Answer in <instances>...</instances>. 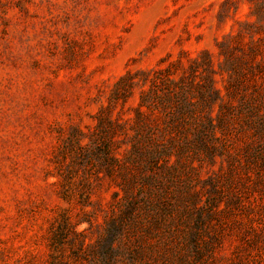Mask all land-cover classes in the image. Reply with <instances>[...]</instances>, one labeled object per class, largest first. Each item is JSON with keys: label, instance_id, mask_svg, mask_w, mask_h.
I'll return each instance as SVG.
<instances>
[{"label": "rangeland", "instance_id": "rangeland-1", "mask_svg": "<svg viewBox=\"0 0 264 264\" xmlns=\"http://www.w3.org/2000/svg\"><path fill=\"white\" fill-rule=\"evenodd\" d=\"M158 74L198 104L212 83L214 136L185 145L173 102L141 105ZM166 145L172 166L151 163ZM124 170L141 217L164 189L175 216L127 224L110 261L264 264V0H0V264H89L120 242Z\"/></svg>", "mask_w": 264, "mask_h": 264}, {"label": "trees", "instance_id": "trees-1", "mask_svg": "<svg viewBox=\"0 0 264 264\" xmlns=\"http://www.w3.org/2000/svg\"><path fill=\"white\" fill-rule=\"evenodd\" d=\"M191 69L193 71L194 67H191ZM167 80L170 82V85L168 86L166 91L164 90V92L160 93L159 87H160L161 82H163L164 80H162V77L159 74L154 75L151 79V82L153 85L152 88L149 91H144L141 96V105L142 106L143 105L152 106V107L155 106L157 108L156 106L157 104L161 105L162 107H167L173 102L172 105L173 104L176 105V111L170 113L171 124H170L169 129H178L180 125H183V122H186L189 125V129L194 128L192 137L185 136L183 138L184 140L183 142L185 143V145L189 144L190 140L203 143L204 137L206 136L204 132L206 128L209 130L211 135L214 136L216 124L213 122V117L211 113L208 112L210 109L213 108V105H214V102L210 101L211 94L212 92L216 93V90L214 86L212 85V83H210L209 81V83H207V85H205L204 87L199 86L198 83H197L198 85L196 86L195 85L191 86L194 88L193 91H196L200 95V97H202V103H201L202 106H201V104H198L197 102L193 101L194 96L192 95V93L189 94L191 92L190 86L184 83V79L182 77H180L179 80L170 79V78H167ZM202 108L206 109V113L202 111ZM139 116L141 117L142 115L140 114ZM106 145L104 147V154L107 155L106 156L107 158H109V164L111 165V169L112 167L113 168L118 167L120 169L123 168L124 165H119V159L112 157L110 155V153H112L113 150L109 146H106ZM179 147H180V150H177L178 153L183 151V148L181 146ZM169 148H170L169 145H166L165 147H161V146L160 147L155 146L154 148L150 147L145 151L146 156L151 163L154 161H158L161 158L162 160L166 161L164 166L166 165L168 166L167 161L171 159V155L173 154L172 150L171 149L169 150ZM173 148L175 149V144ZM171 166L172 165L168 167L170 168ZM125 167L128 168L127 165H125ZM175 173H177V171L173 167V171H170L169 174H173V178H174V176L176 175ZM151 176H152L151 181H153V178H158V175L156 174V172H154V174ZM120 177L124 179L123 180L124 182H122L123 186L121 187L124 192V195L120 197V203L125 201V199H127V201H125L126 202L125 207L121 208L123 209L122 210L123 215L120 217L118 223L113 225L114 230L115 229L117 230V231L115 230L117 233L115 237L117 238V241H120V242L115 243L114 238L113 240L112 239L103 240L102 245L101 246L98 245L96 249V254L94 252L89 264H123V260H117L116 261L117 263H116V262L110 261V259L114 251L117 250V248L123 247V244L121 242L125 237L124 234H126L127 224L129 226L134 225L138 227L139 225H142L143 229L148 228V226L146 227V223H149V226L155 223L158 224L160 223V221H162V218L155 217L154 215L160 209L164 211V217H165L166 222L167 221L171 222L173 220V217L175 216V214L171 213V211L169 210V205H171V203L164 202L165 197L169 195L167 191L164 189L162 191H156L157 202L150 204L149 208L145 210L147 212V216L149 220H147L143 216L141 217L143 212L140 207L141 205L140 199L136 197L133 193H130V190H128L126 186L128 183L127 181H129V180H126L128 178V173L126 171L121 172ZM140 179L142 180V182H144L148 179V176L146 175L143 176L141 174ZM163 185L165 187L167 186L166 184H163ZM127 195L128 197L131 195L130 199L127 198ZM170 207L172 208L173 204ZM185 215L186 214H184L183 217H187ZM170 225H172V223ZM167 232L171 234L170 238L175 235V233H173L172 230H168ZM165 235H166V232L158 231V234H156L155 236L156 238H158L160 243H162V247L160 249H162L163 255L167 256L169 252H168V249L166 248V244L170 240L168 241L169 237ZM142 236L147 237L146 235H142ZM184 236H185V240H187L188 237H191L188 234L187 235L184 234ZM196 244L197 243H195V245ZM133 264H137V258L135 259V262ZM143 264H146V263L144 262Z\"/></svg>", "mask_w": 264, "mask_h": 264}]
</instances>
